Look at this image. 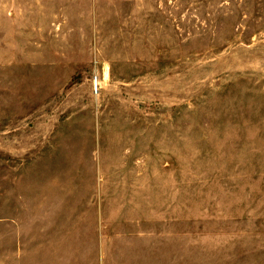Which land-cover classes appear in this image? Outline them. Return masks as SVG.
<instances>
[{"label":"rangeland","instance_id":"1","mask_svg":"<svg viewBox=\"0 0 264 264\" xmlns=\"http://www.w3.org/2000/svg\"><path fill=\"white\" fill-rule=\"evenodd\" d=\"M0 0V264H264V0Z\"/></svg>","mask_w":264,"mask_h":264},{"label":"crops","instance_id":"2","mask_svg":"<svg viewBox=\"0 0 264 264\" xmlns=\"http://www.w3.org/2000/svg\"><path fill=\"white\" fill-rule=\"evenodd\" d=\"M88 3V0H87ZM82 4V0H63L60 1L61 6H67L68 10L71 11H79L82 8H78L77 6H80Z\"/></svg>","mask_w":264,"mask_h":264}]
</instances>
